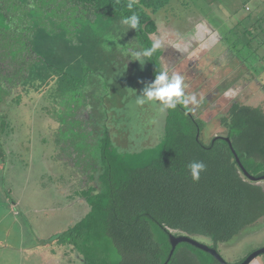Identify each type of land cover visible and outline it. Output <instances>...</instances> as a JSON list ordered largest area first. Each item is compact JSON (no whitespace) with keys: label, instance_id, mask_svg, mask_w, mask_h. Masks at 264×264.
<instances>
[{"label":"trees","instance_id":"16d2710c","mask_svg":"<svg viewBox=\"0 0 264 264\" xmlns=\"http://www.w3.org/2000/svg\"><path fill=\"white\" fill-rule=\"evenodd\" d=\"M172 1L135 0L129 10L130 0H66L81 16L75 20L80 26L78 35L70 39L62 32L66 31L62 24L56 31L39 25L43 7L52 0H0V137L9 136L13 129L8 110L29 111L37 100H49L51 91L57 94L70 90L77 96L89 75H95L91 62L101 54V44L98 37L87 35L90 25L121 21L134 12L140 26L130 29L128 38L133 51L147 49L159 35L154 17ZM262 22L263 17L243 29L248 41L242 49L251 47L256 26L262 27ZM52 40V47L63 45V52H53L49 47ZM81 48L87 49L82 58L75 54ZM162 54L159 48L145 61L152 81L162 71ZM229 57L240 66L231 68L218 93L240 80L253 81L244 77L250 70L238 51ZM249 65L251 70L256 68L253 63ZM99 102L107 108L103 99ZM94 104L89 100L86 126L95 137L92 152L96 159L90 158L86 186L73 191L87 212L54 238L70 256H77L75 260L81 264H219L188 243L178 244L170 255V236L207 238L213 243L210 248L217 250V244L256 229L264 219V103L253 106L231 102L219 120L226 135L208 143L202 140L205 124L197 117L204 105L195 112L182 105L165 109L158 157L145 165L143 155L117 152L110 130L103 127L101 131L92 121L98 116ZM223 138L229 139L231 148ZM231 149L252 180L243 175ZM192 161H203L207 166L195 183L187 168Z\"/></svg>","mask_w":264,"mask_h":264},{"label":"rangeland","instance_id":"374dc122","mask_svg":"<svg viewBox=\"0 0 264 264\" xmlns=\"http://www.w3.org/2000/svg\"><path fill=\"white\" fill-rule=\"evenodd\" d=\"M78 13L66 0H52L43 7L39 25L56 31L62 24L66 30L62 32L73 39L80 30L75 22L81 17ZM261 17L264 18V0H173L154 17L159 35L153 39L161 41L160 48L166 54L160 59L161 70L182 76L184 95H195L198 104L210 97L197 115L205 124L204 143L214 136L226 135L219 120L231 102L253 106L264 103L263 22L262 27L256 26L257 35L251 47L242 49L248 41L243 29ZM129 31L120 20L90 25L87 35L99 38L101 54L91 62L95 75H89L77 96L66 89L57 94L51 91L49 100H37L29 111H7L13 129L9 136L0 137V264H43L46 260L50 264H81L75 260L77 256H70L54 238L87 212L86 205L80 204L83 201L74 197L73 191L86 186L90 158L96 159L92 152L95 137L85 123L89 100L95 103L98 115L92 121L101 131L103 127L110 130L119 154L143 155L142 165L158 157L166 113L152 104L135 105L136 95L152 80L145 70L146 62L141 65L131 60L134 46L128 38ZM213 33L221 39L211 40ZM50 43L53 48L55 42ZM62 46L53 48V52H63ZM234 51H238L250 70L249 75L243 76L252 77L253 81L240 80L218 93L231 68L240 66L229 57ZM77 53L82 58L87 49L81 48ZM178 58L183 60L179 67ZM250 63L255 64L254 70ZM102 99L107 108H102L99 102ZM188 106L192 111L200 110L198 105ZM194 239L213 246L207 238ZM262 248L264 219L256 229L228 243L217 244L218 253L228 264H237ZM250 264H264V254Z\"/></svg>","mask_w":264,"mask_h":264},{"label":"clouds","instance_id":"9594fccd","mask_svg":"<svg viewBox=\"0 0 264 264\" xmlns=\"http://www.w3.org/2000/svg\"><path fill=\"white\" fill-rule=\"evenodd\" d=\"M135 0H130L127 7L133 8ZM121 25L127 26V29H138L140 18L133 12L130 16L123 17ZM161 47L159 39L152 42L151 47L132 51L131 60L138 61L141 65L150 58ZM184 78L180 75L169 76L167 71H160L155 75L151 83L146 84L140 95H136L135 105L143 106L145 104L155 105L159 111L165 109L175 110L177 105L187 107L189 104L198 105L195 95L186 97L184 95ZM206 164L203 161H192L187 165L191 180L195 183L200 180L201 173L206 171Z\"/></svg>","mask_w":264,"mask_h":264},{"label":"water","instance_id":"95a60500","mask_svg":"<svg viewBox=\"0 0 264 264\" xmlns=\"http://www.w3.org/2000/svg\"><path fill=\"white\" fill-rule=\"evenodd\" d=\"M224 141L229 145V147L231 148V144L228 138H223ZM232 154L235 157V162L238 165L239 169L241 170V172L243 173L244 176H246L247 178H250L251 180L253 179L252 177H250L248 175V173L244 170V168L242 167L239 159L237 158V156L235 155L234 151L231 149ZM264 181V177L261 178ZM170 240V245H171V251H170V255H172L175 247L180 244V243H188L196 248H198L199 250H202L203 252L209 254L210 256H212L219 264H228L226 263L220 256V254L217 252V250L210 248L209 246H206L198 241H196L194 238H190L187 236H179V237H174V236H170L169 238ZM264 254V248L259 249L257 251L252 252L251 254H249L244 260L243 262H241L240 264H250L253 260H255L258 256L263 255Z\"/></svg>","mask_w":264,"mask_h":264},{"label":"flooded vegetation","instance_id":"af4514ba","mask_svg":"<svg viewBox=\"0 0 264 264\" xmlns=\"http://www.w3.org/2000/svg\"><path fill=\"white\" fill-rule=\"evenodd\" d=\"M208 34V32H205V35H207ZM205 35L203 34L202 36H203V38L205 37ZM203 38H201V39H203ZM208 38H210V37H208ZM215 38H218V39H221V37L219 38L218 36H217V34L216 33H213L212 35H211V40L212 39H214L215 40ZM220 42V41H219ZM166 54L165 53H163L162 54V56L161 57H164ZM180 58V57H179ZM177 59V63H178V67L180 66V65H182L183 64V60L182 59ZM184 58H187V57H184ZM186 60V59H185ZM190 65V64H189ZM217 91V90H216ZM210 97H208L207 99H205V100H203L202 102H200L199 104H198V106L199 107H201L202 105H205V103H206V100H208ZM195 112V111H194ZM214 137H216V136H214ZM214 137H212V138H214ZM211 138V139H212Z\"/></svg>","mask_w":264,"mask_h":264},{"label":"crops","instance_id":"0c3cea01","mask_svg":"<svg viewBox=\"0 0 264 264\" xmlns=\"http://www.w3.org/2000/svg\"><path fill=\"white\" fill-rule=\"evenodd\" d=\"M87 104H88V102H85V105H86V107H87ZM84 107V106H83ZM88 107H89V105H88ZM86 123V122H85ZM95 144V143H94ZM77 199H79V197H77ZM80 200V199H79ZM78 203H80V202H78ZM80 204H84L83 202L82 203H80ZM13 206H16V204H13ZM68 252H69V250H67ZM48 262H50L51 263V261H45L43 264H50V263H48Z\"/></svg>","mask_w":264,"mask_h":264}]
</instances>
